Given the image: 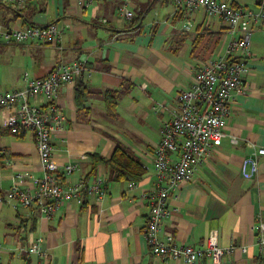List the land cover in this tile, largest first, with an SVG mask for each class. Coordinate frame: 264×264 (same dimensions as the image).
<instances>
[{
    "label": "crops",
    "instance_id": "1",
    "mask_svg": "<svg viewBox=\"0 0 264 264\" xmlns=\"http://www.w3.org/2000/svg\"><path fill=\"white\" fill-rule=\"evenodd\" d=\"M229 1L252 8L257 2ZM121 5L132 11L130 18L119 15ZM186 16L172 0H92L84 7L78 0L0 3V30L48 23L61 30L60 37L47 43L26 40L36 49L30 77L47 74L58 61L81 59L87 66L82 79L59 87L56 101L66 120L53 132V159L59 167L76 164L63 175L65 185L99 178L105 189L103 195L73 197L50 216L36 206L3 200L0 219L7 247L1 243V264L4 257L9 264L15 254L25 260L22 264H264V247L257 238L258 223L264 222V154L257 155L255 175L245 177L240 171L242 159L264 146V15L253 25L244 88L233 91L229 101L227 135L193 179L180 182L169 196L171 213L161 230L179 244L194 246L214 232L218 242L233 245L232 250L219 261L204 255L186 263L153 255L142 234L149 211L144 195L156 183L152 155L160 127L177 112L176 95L190 84L201 62L223 55L231 38L227 23L203 7L191 13L188 31L181 28ZM25 82L23 73L9 77L0 72V91ZM6 114L0 110V125ZM230 135L237 143L230 142ZM117 146L144 167L138 180H113L109 165L95 161L98 156L109 158ZM0 149V194L19 172L42 174L32 131L15 135L2 128ZM37 236L43 237L44 257L26 256L22 247Z\"/></svg>",
    "mask_w": 264,
    "mask_h": 264
},
{
    "label": "built area",
    "instance_id": "2",
    "mask_svg": "<svg viewBox=\"0 0 264 264\" xmlns=\"http://www.w3.org/2000/svg\"><path fill=\"white\" fill-rule=\"evenodd\" d=\"M29 1L0 0V3L22 6ZM91 1L78 0L81 7ZM172 2L184 8L187 14L181 25L183 30L191 28L190 15L194 9L203 7L208 14L217 15L227 23L231 38L223 55L201 62L190 84L176 95L177 112L160 127V138L152 155L156 183L144 195L149 202V211L142 234L153 255L180 259L186 263H193L204 255L212 261H219L232 250L233 245H221L216 233H209L199 245L194 246L179 244L173 235H161V230L163 220L171 213L169 196L180 182L193 179L199 165L207 160L210 152L227 135L224 127L231 112L229 101L233 91L244 88L243 71L246 57L251 55V33L253 25L264 15V0H257L255 8L229 0ZM118 13L126 18L132 16V11L124 5L118 7ZM60 34L56 23L28 24L0 30V38L6 43L26 40L47 43L60 37ZM88 72L81 59L58 61L47 74L40 77H29L24 72L23 79L26 82L23 87L0 91V110H7L0 130L5 128L15 135L26 130L32 131L42 167L40 176L27 171L17 173L10 187L0 194V205L3 200H7L22 207L36 206L41 214L50 216L67 200L73 197L80 200L82 193L104 194L105 189L99 178L94 182L81 178L76 183L65 185L63 175L70 173L76 164L68 162L59 167L53 159L52 135L63 127L66 120L63 107L56 101L59 87L63 83L82 79ZM37 96L41 99L39 103L32 101ZM153 109H156L155 105ZM229 138L231 143L238 141L234 135ZM173 153H176V157L172 156ZM258 154H264V146L256 147L252 156L242 159L240 171L245 177L256 174ZM257 227L258 243L264 247V222L260 221ZM22 250L26 256L36 254L39 258L44 257L43 237L37 236ZM36 264L42 262L37 261Z\"/></svg>",
    "mask_w": 264,
    "mask_h": 264
},
{
    "label": "rangeland",
    "instance_id": "3",
    "mask_svg": "<svg viewBox=\"0 0 264 264\" xmlns=\"http://www.w3.org/2000/svg\"><path fill=\"white\" fill-rule=\"evenodd\" d=\"M29 42H8L6 43L4 40H0V72L2 76H9L12 77L13 75L17 76L19 73L27 72L29 77L30 70L29 68L32 67V52H36L34 48L29 47ZM46 56H50V51H47ZM45 56V57H46ZM3 219H0V243H2V247L5 246V243L2 239V234L6 232L3 225ZM25 262L23 261L20 256L16 254L12 257L9 264H22ZM2 263V262H1ZM3 264L6 263V259L4 257Z\"/></svg>",
    "mask_w": 264,
    "mask_h": 264
},
{
    "label": "trees",
    "instance_id": "4",
    "mask_svg": "<svg viewBox=\"0 0 264 264\" xmlns=\"http://www.w3.org/2000/svg\"><path fill=\"white\" fill-rule=\"evenodd\" d=\"M112 98L111 95L107 97L109 111H112L114 105V100ZM95 161H104L109 165L113 180L135 181L144 173V167L138 158L128 153L121 146H117L109 158L98 156Z\"/></svg>",
    "mask_w": 264,
    "mask_h": 264
}]
</instances>
